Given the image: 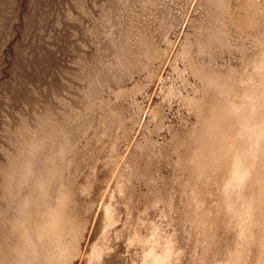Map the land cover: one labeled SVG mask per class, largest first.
<instances>
[{
    "label": "rangeland",
    "instance_id": "1",
    "mask_svg": "<svg viewBox=\"0 0 264 264\" xmlns=\"http://www.w3.org/2000/svg\"><path fill=\"white\" fill-rule=\"evenodd\" d=\"M0 264H264V0H0Z\"/></svg>",
    "mask_w": 264,
    "mask_h": 264
},
{
    "label": "bare ground",
    "instance_id": "2",
    "mask_svg": "<svg viewBox=\"0 0 264 264\" xmlns=\"http://www.w3.org/2000/svg\"><path fill=\"white\" fill-rule=\"evenodd\" d=\"M248 76H249V75H248ZM245 78H246V77H245ZM253 78H254V76H253ZM248 79H249V78H248ZM255 80H256V79H255ZM247 81H248V80H247ZM238 83H239V82H238ZM243 83H244V82H243ZM239 84H240V83H239ZM247 86H248V85H247ZM255 86H256V85H255ZM226 89H227V88H226ZM214 90H215V88H214ZM254 91H255V90H254ZM222 92H223V91H222ZM253 93H254V92H253ZM223 94H225V93H223ZM243 94H244V93H243ZM238 95H239V94H238ZM225 96H226V95H225ZM244 96H245V94H244ZM222 97H223V96H222ZM222 97H221V98H222ZM239 98H240V97H239ZM207 99H208V98H207ZM227 100H228V99H227ZM224 102H225V101H224ZM231 102H232V101H231ZM243 102H244V101H243ZM250 102H251V101H250ZM206 103H207V102H206ZM244 103H245V102H244ZM237 105H238V104H237ZM248 105H249V104H248ZM249 107H250V106H249ZM222 108H223V107H222ZM238 108H239V107H238ZM262 108H263V107H262ZM219 109H220V108H219ZM214 110H215V109H214ZM221 113H222V112H221ZM209 114H210V113H209ZM228 114H229V113H228ZM230 114H231V113H230ZM207 115H208V114H207ZM210 115H211V114H210ZM211 117H212V116H211ZM229 117H230V116H229ZM232 118H233V117H232ZM220 119H221V118H220ZM220 119H218V120H220ZM233 120H234V119H233ZM216 121H217V120H216ZM218 122H219V121H218ZM218 122H217V123H218ZM225 122H226V121H225ZM258 122H259V121H258ZM260 122H261V121H260ZM205 123H206V122H205ZM220 123H222V122H220ZM222 125H223V124H222ZM254 125H255V123H254ZM254 125H253V126H254ZM210 126H211V125H210ZM214 127L216 128L217 126H214ZM254 127H255V126H254ZM257 127H258V126H257ZM209 128H210V127H209ZM255 128H256V127H255ZM260 128H261V126H260ZM220 129H221V128H220ZM203 130H204V129H203ZM225 130H226V129H225ZM209 131H210V130H209ZM226 131H227V130H226ZM206 133H207V132H206ZM202 134H203V133H202ZM226 134H227V133H226ZM259 134H260V133H259ZM210 137L212 138V136H210ZM210 137H209V138H210ZM218 137H219V136H218ZM225 138H226V137H225ZM204 140H205V139H204ZM204 140H203V141H204ZM218 141H219V140H218ZM221 141H222V140H221ZM225 141H226V140H225ZM204 143H205V142H204ZM214 143H215V142H214ZM214 143H213V144H214ZM200 144H201V143H200ZM221 144H223V143H221ZM207 147H208V146H207ZM209 147H210V146H209ZM260 158H261V157H260ZM194 163H195V162H194ZM199 164H200V163H199ZM205 172H206V171H205Z\"/></svg>",
    "mask_w": 264,
    "mask_h": 264
}]
</instances>
